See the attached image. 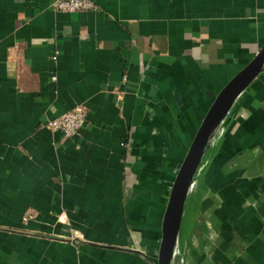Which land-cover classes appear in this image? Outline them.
Masks as SVG:
<instances>
[{
  "label": "crops",
  "instance_id": "1",
  "mask_svg": "<svg viewBox=\"0 0 264 264\" xmlns=\"http://www.w3.org/2000/svg\"><path fill=\"white\" fill-rule=\"evenodd\" d=\"M94 1L0 0V264H155L181 158L264 43V0ZM77 103V134L47 127ZM219 131L176 247L206 228V264H264V69Z\"/></svg>",
  "mask_w": 264,
  "mask_h": 264
},
{
  "label": "water",
  "instance_id": "2",
  "mask_svg": "<svg viewBox=\"0 0 264 264\" xmlns=\"http://www.w3.org/2000/svg\"><path fill=\"white\" fill-rule=\"evenodd\" d=\"M264 69V43L216 93L175 171L160 224L155 264H174V252L189 184L199 162L239 94Z\"/></svg>",
  "mask_w": 264,
  "mask_h": 264
},
{
  "label": "built area",
  "instance_id": "3",
  "mask_svg": "<svg viewBox=\"0 0 264 264\" xmlns=\"http://www.w3.org/2000/svg\"><path fill=\"white\" fill-rule=\"evenodd\" d=\"M50 4L54 10L62 11L96 10L98 8L94 0H51ZM55 58L56 55H53V59ZM86 115V105L77 103L57 116L48 119L46 125L51 130H60L65 136H73L77 134L86 123ZM218 133H220L219 130L217 134ZM195 185L196 181L192 179L189 184L188 194L192 192ZM73 233L76 234L77 230L73 229Z\"/></svg>",
  "mask_w": 264,
  "mask_h": 264
},
{
  "label": "rangeland",
  "instance_id": "4",
  "mask_svg": "<svg viewBox=\"0 0 264 264\" xmlns=\"http://www.w3.org/2000/svg\"><path fill=\"white\" fill-rule=\"evenodd\" d=\"M195 187H196V185H195ZM188 203H190V202H188ZM186 206H188V204ZM187 236H189V238L193 237V242H190V243L187 242V246L185 248L186 250L184 249V251H182V252H181V248L179 246L175 247L174 264H179V261H181V264H182L183 258L185 260V253L186 252L189 255H191V257L197 263L206 264L208 259H210L213 256V254L215 253V250H213V248H212L213 244L211 241L212 240L211 237H214V233L211 234V237H209V234L206 232V228L201 229V230H195L194 229V231H192L191 234H189V232H188ZM188 239H187V241H189ZM213 240H214V238H213ZM196 246L198 247V249H195ZM198 256H200L202 258L198 259ZM203 256L205 257V260L203 259ZM191 257H190V262H192ZM198 260H200V261H198Z\"/></svg>",
  "mask_w": 264,
  "mask_h": 264
},
{
  "label": "bare ground",
  "instance_id": "5",
  "mask_svg": "<svg viewBox=\"0 0 264 264\" xmlns=\"http://www.w3.org/2000/svg\"><path fill=\"white\" fill-rule=\"evenodd\" d=\"M204 154H205V152H204ZM204 154H203V156H204ZM203 156H202V158H201V160H200V162H199V165H200V163H201V161H202V159H203ZM199 165H198V167H197V169H196V172H195V175H196V173H197V170H198V168H199ZM194 178H195V176H194ZM194 178H193V180H194ZM188 195V194H187ZM187 198V197H186Z\"/></svg>",
  "mask_w": 264,
  "mask_h": 264
}]
</instances>
